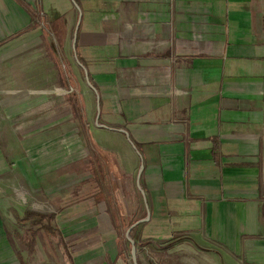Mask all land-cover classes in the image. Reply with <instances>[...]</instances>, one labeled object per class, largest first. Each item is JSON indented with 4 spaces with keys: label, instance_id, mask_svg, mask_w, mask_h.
<instances>
[{
    "label": "crops",
    "instance_id": "crops-1",
    "mask_svg": "<svg viewBox=\"0 0 264 264\" xmlns=\"http://www.w3.org/2000/svg\"><path fill=\"white\" fill-rule=\"evenodd\" d=\"M31 11L70 43L95 89L84 118L93 99L106 127L89 133L134 176L137 263L264 264V0H0V65L45 42ZM0 264H19L1 214Z\"/></svg>",
    "mask_w": 264,
    "mask_h": 264
},
{
    "label": "rangeland",
    "instance_id": "rangeland-1",
    "mask_svg": "<svg viewBox=\"0 0 264 264\" xmlns=\"http://www.w3.org/2000/svg\"><path fill=\"white\" fill-rule=\"evenodd\" d=\"M42 18L36 29L44 28L45 42L34 53L0 65V214L5 230L19 264H70L69 259L101 264L113 251L124 264H132L124 233L136 218L130 204L137 191L134 176H125L117 166L122 156L100 146L105 137L90 134L96 147L87 142L82 123L95 128L97 104L92 99L87 123L79 98L90 95L91 88L70 43L61 46L62 36L56 38ZM51 34L56 46L50 44ZM117 142L108 138L106 143ZM121 199L130 206L125 214L114 215L117 228L113 216L104 213L113 203L119 210ZM26 211L53 215L51 231L29 219L22 222ZM137 253L144 258L141 250ZM153 258L156 264H173L161 253Z\"/></svg>",
    "mask_w": 264,
    "mask_h": 264
},
{
    "label": "trees",
    "instance_id": "trees-1",
    "mask_svg": "<svg viewBox=\"0 0 264 264\" xmlns=\"http://www.w3.org/2000/svg\"><path fill=\"white\" fill-rule=\"evenodd\" d=\"M17 1H19L20 2V0H17ZM30 14H31V16L33 17V19L35 18V20L37 21V23H39V19H40V16H39V14L35 11V12H30ZM43 19V18H42ZM42 24H43V26L44 25H46L47 24V22H46V19L44 18L43 19V21H42ZM41 30H44V28H42L41 27ZM53 33V32H52ZM44 34H45V32H44ZM44 34H42V39H45L44 37H45V35ZM57 37V36H56ZM59 44H60V42H58ZM63 44V42L60 44L61 46H63L62 45ZM79 105H80V109H81V111H82V106H83V104L80 102L79 103ZM85 122V121H84ZM82 128H83V130H84V134H85V138L88 140L87 142L89 143V141L91 142L90 144H93V146H94V143H93V141H91V140H89L90 139V134L91 133H89V130H88V128H87V125H86V123H82ZM94 147H96V146H94ZM31 220L32 221V223L34 224V225H39V226H41V229L43 228L45 231H51V229H50V225H49V222L50 223H52V221L54 220V216L53 215H43V214H34V213H32V212H28V211H26V213H25V217H24V219H22L21 221L23 222V221H26V220ZM44 221L45 222H47V223H44ZM33 234V233H32ZM35 234V233H34ZM34 234H33V236H34ZM18 259L20 260V255L18 254ZM69 261H70V264H75L73 261H71V259H69Z\"/></svg>",
    "mask_w": 264,
    "mask_h": 264
},
{
    "label": "water",
    "instance_id": "water-1",
    "mask_svg": "<svg viewBox=\"0 0 264 264\" xmlns=\"http://www.w3.org/2000/svg\"><path fill=\"white\" fill-rule=\"evenodd\" d=\"M73 45H74V44H73ZM74 48H75V45H74ZM78 65L80 66L79 62H78ZM84 74H86L85 70H84ZM86 76H87V74H86ZM88 85H89L90 88H92V86L90 85L89 82H88ZM92 89L95 91L94 88H92ZM98 99H99V96L97 95V102H98ZM98 108H99V107H98ZM98 112H99V110H98ZM96 126H98V127H102V128H105V129H106V127H104L103 125H100V124L98 123V119L96 120ZM118 132H121L122 134H125V136H127L126 132H123L122 130H118ZM142 171H143V166L140 167V169H139V171H138V174H137V175H138V177H137V188H138V190H140L141 193L143 194V191H142L141 188H140V178H141V176H142V175H141ZM148 220H149V219H148V214H147V216H146V218H144V220H141V221H139V222H137V223L131 225L130 228L125 232V235H126L125 238H126L128 244L130 245V249H131V261H132V264H138V263H137V249H136V247H135L134 241L132 240V238H131V236H130V231H131V229H132L133 227H135L136 225L141 224V223H144V222H147Z\"/></svg>",
    "mask_w": 264,
    "mask_h": 264
}]
</instances>
